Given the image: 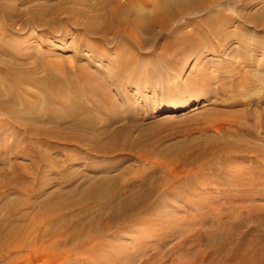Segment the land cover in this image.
Listing matches in <instances>:
<instances>
[{"label": "rangeland", "instance_id": "obj_1", "mask_svg": "<svg viewBox=\"0 0 264 264\" xmlns=\"http://www.w3.org/2000/svg\"><path fill=\"white\" fill-rule=\"evenodd\" d=\"M40 1L0 0V47L24 59L17 67L34 68L31 84L24 83L23 87H30L41 100H53V108L85 104L95 117H91L86 129L67 128L64 133H58L55 124L41 119L24 120L42 134L40 138L30 139L21 127L24 123L8 118L7 109H4L7 113L0 110V171L5 169L9 175H0V215L5 212L2 208L5 201L14 202L20 197L23 200L20 215L25 214L21 224H30L34 217L40 222L43 219L38 215L48 201L79 199L81 194L74 196L75 189L85 190L106 175H124L127 185L139 184L144 170L148 169L146 176L156 174L159 181L168 180L159 194L165 202V207L159 208L164 222L151 225L155 222L153 217L140 215L136 227L127 228L123 224L105 235L102 240L113 242V247L124 246L123 263L124 260L146 263L144 259L155 252L154 245L159 240L157 236L148 238L151 230L165 234L177 230V237L168 238L165 247H160L170 252L175 243L177 248L185 243V251H177L175 264L198 263L199 260L189 255L205 249L194 243L204 232L219 233L239 226V231L232 233L233 242L225 241L223 255L232 253L241 242L248 249L249 241L257 238L260 241L255 240L256 245L250 247H261L264 244V27L253 18L264 12V0H218L219 9H225L228 16L222 36H212L196 52L173 53V57L162 62L160 56L170 34L181 27L185 33H191V23L201 21L208 13L179 17L167 33L137 27L130 37L117 32L119 29L112 30V5H103L107 0ZM147 25L151 24L141 22V27ZM92 27L97 28L96 35H92ZM102 36L106 41L98 39ZM138 36L146 40L144 48L136 45ZM121 52L126 55L129 52L134 59L132 67L137 76L135 72L128 75L121 70ZM37 62L40 64L35 67ZM47 69L58 81L68 83L67 88L57 86L48 95L43 94L38 85L45 80ZM81 72L95 79L86 84ZM5 97L7 105L16 106ZM106 98L113 103L110 114L99 106ZM45 107L48 109V105ZM115 139L128 146L111 151L110 157L102 156L103 149L112 150ZM231 144L239 147L240 152L225 151L224 146ZM215 147L216 157L199 160L200 155L204 157ZM40 151L48 159L40 160ZM181 154L190 156V162H198L197 167L191 163L176 170L168 169L165 163L175 161ZM32 160L35 166L37 163L36 170L31 166ZM134 175L141 177L132 178ZM172 183L173 189L169 186ZM60 213L63 215V210ZM47 221L33 229L31 237L42 233L49 226ZM53 241L40 242L32 255L26 249L33 247L29 243L15 254L16 264H100L93 261L96 247L92 242L81 244L82 240H76V245L58 249L41 246ZM205 242L206 238H202L203 245ZM145 243L152 247L144 252ZM111 247L105 249L110 251ZM15 255L0 253V264H13L11 257Z\"/></svg>", "mask_w": 264, "mask_h": 264}, {"label": "bare ground", "instance_id": "obj_2", "mask_svg": "<svg viewBox=\"0 0 264 264\" xmlns=\"http://www.w3.org/2000/svg\"><path fill=\"white\" fill-rule=\"evenodd\" d=\"M122 1L107 0L104 1L103 5L104 7H107V4L112 5L113 10L111 11V15H110V19L114 24L112 25V30L119 29L117 32L124 34L127 33L130 37L132 36L133 31H136L137 27H140V29L143 31L145 30L149 32L151 30L158 29L160 30V33H167L168 31H172L173 23L177 21L179 17L190 16L192 14H198L201 12L208 13V15H205L201 21L195 20L191 23V27H192L191 33L189 32L185 33L181 29L184 27H181L179 28V30H177V32L175 31L170 34L164 45L165 51L162 53L163 56H160L161 62L169 59L173 53L176 54L181 53L185 55L191 52H196L200 49L202 43L208 40L209 38H211L212 36L214 35L222 36L226 24L225 22L228 19L226 10L219 9V7L221 6L218 5L217 3L218 0H122ZM39 2L41 1L39 0ZM211 12H213V14ZM8 14L9 13L7 12V15ZM240 17L243 18L242 15H240ZM253 19L257 20V22L259 23H263V27H264V12H261L257 16H254ZM92 21L96 22L95 20ZM141 22L144 23V25L148 23L149 25L150 24L151 25L150 26L147 25L146 27L145 26L141 27ZM212 29H214V31ZM91 30H92L91 31L92 35L94 34L96 35L97 33L96 31H98L97 28L92 27ZM105 38H106L105 36H102L99 37L98 39L104 42L106 41ZM225 40H229V37H226ZM135 43L138 47H142V48H144L147 45L146 40L139 38V36L137 37ZM133 49L134 48H132L131 50L133 51ZM121 53H122V55L120 56V62L122 63L121 70H123V72L128 75L129 74L135 75L136 74L135 67L134 68L132 67L134 63V59L128 55L129 52L127 55L125 54V52L124 53L121 52ZM14 55L15 54L11 53L10 49L6 47L3 48L0 47V110L3 111L4 113H7V111L4 110L7 109L9 111L8 118L13 120L14 122L19 121L21 123H24V120L31 121V120L41 119V122L44 123L47 122V124H55L58 128L57 129L58 133L60 132L64 133L67 128L76 131L86 129L88 121L91 120V117L93 116V114L90 113L91 111L89 110V108L82 103H78V104L76 103L67 106V108L69 109H67L66 107L53 108L52 105L55 104L53 100L49 99L44 101L43 98L41 100V98L37 96L33 90H32L33 92L31 91L30 87L22 86V84L24 83L31 84L32 82L31 79L35 77L33 76L34 68L27 69V68L17 67L16 65L21 64L20 62L24 61V59H20ZM3 57H5L6 59H3ZM38 64L40 63L37 62V65H35V67H38ZM46 72L47 75L45 80L43 79L44 81L38 85L39 88L42 90L43 94L48 95L49 93L48 91H50L51 88L52 89L56 88L57 86L62 88H67L68 83H66L65 81L64 82L58 81L57 80L58 77L56 78L54 76L55 74L54 73L52 74L50 69L49 70L47 69ZM79 74L82 75V79H85V81H87L86 84L89 83L88 81L95 79L91 76L88 77L85 76L83 72ZM5 96H8L9 101L16 106L10 107L9 105H7L4 100ZM105 96L107 97V95ZM31 97H34L33 101H31ZM110 98H106L107 100L99 104V106L103 107V109L104 108L106 109L104 110L106 114H110L109 112L110 107L113 106V103L111 102L112 100ZM101 100L102 98L100 99V101ZM46 105H48V109L47 107H45ZM89 114L91 115L90 117H88ZM21 127L25 130L26 134H28L27 137H29L30 139L40 138L42 135V134H38L39 128H31L32 126H28L27 123H24V125L22 124ZM68 143L70 142L68 141ZM125 144H121L120 142H118V140L115 139V142L112 143V147L110 148L112 150L103 149L102 152L103 151L104 152L103 153L101 152L102 153L101 155L104 157H110V155L112 154L111 151L117 149H123V147L128 146L127 143ZM224 147H225L224 148L225 151L227 152L235 151L236 149L239 148L235 146L233 147L232 144ZM219 149H220L219 151L224 152V150H222L220 147ZM216 150L217 148L213 152L204 155V157L200 155L199 160H201L202 158H204L205 160L211 157H216L217 155ZM39 156L41 157V158L39 157L40 160L48 159V156L44 151H40ZM189 157L190 156L188 155L181 154V156L174 159L175 161L167 162L165 163V165L168 169L171 167L177 169L178 167H180V165L181 166L185 165L186 167L191 163L192 165H196L197 167L198 162H194L192 160L190 162ZM33 165H34V161L32 160L31 166ZM36 169L37 167L35 168V170ZM145 171L147 172L148 169L144 170V175L142 177L141 175L132 176V178L141 177L143 179L139 184L127 185L126 184L127 179L125 178L124 175H120V174L115 176L106 175L100 177L101 180H98L92 186H90L85 190L84 188H82L83 190L75 189L74 196L78 192L81 194V198L79 199L76 198L70 201L68 200L66 202H63L62 200L48 201L44 203L46 206L44 209H41L42 212L38 215V218L40 220L41 219L48 220L47 223H49V226H47V228L44 229L42 233L40 234L37 233L36 236L34 237H31L33 233V229L39 227L41 222H43V220L39 222L34 217L30 224L28 225L21 224L23 217L25 216V214L23 216L20 215L21 214L20 209L23 200L19 197L18 200L16 201L14 200V202L8 200L5 201V205L2 207L3 211L5 212H3L2 215H0V253L10 254V256H13L15 254H18L19 252H22V250L25 249V247L28 246V244L30 243L31 246L33 247L26 249L31 250L29 252L32 255L34 252V248L38 246L40 242L42 244L45 241L55 239V241H53L52 243L41 246L45 247L46 249H58L61 246H66L69 244L72 247L73 245H76L78 243V242L74 243L76 240H80V241L82 240L81 244H84L86 242L89 243L92 242L94 244L93 247L94 248L96 247L92 255L94 258L93 260L94 262L97 261L100 264H132L131 262H127L125 260L124 263L122 261L123 253H124L122 251L124 246L119 245V247L118 246L113 247V242L109 241L108 243L107 241H104L102 239L111 230L120 229L123 224H127L128 225L126 226L127 228L136 227V225L140 223L137 220L141 221L140 215L144 216L145 218L153 217L152 220H154L155 222L150 221L151 225H153V223L157 224V222L158 223L164 222L163 220L164 218L160 215L162 214L161 212L162 210L159 208L161 205L165 204V202L163 198H159V194L163 192L162 185L166 182L168 183V180L165 182L163 181L161 182L159 181L160 178L157 179L158 176L156 174H151L149 177L148 175L146 176ZM0 175H4L6 177L9 176L5 169L0 171ZM120 179L122 180L120 181ZM20 180L22 181L21 178ZM124 182L126 185H123ZM169 186L170 187L172 186L173 189L174 183L170 184ZM36 191L41 192L40 190H36ZM127 193H129V196ZM36 194L38 193L36 192ZM36 196L37 195H35V197ZM34 202L35 201H33V203ZM30 206L33 205L30 203ZM62 210H63V215H61L60 213L62 212ZM64 210L66 211V213H64L65 212ZM165 211L167 212V210ZM93 213H95L94 214L95 216L92 219H90V216ZM147 220L148 221H145L147 222L146 225H149L148 224L149 219ZM174 226L175 228H177V223H175ZM239 229H240L239 226H235V228L232 230L227 229L228 232H226L227 230L225 231L224 229L220 230L219 233L204 232L205 235L203 234V237L200 238L198 237L196 239V242L194 243L197 245L200 244V246L202 247L204 246L205 249H203V251L200 250V252L197 251L195 253H191V255H189L190 258L195 257L197 260H199L198 263L195 264H264V244L262 245L261 243L262 246L260 245L261 247L258 246V248L250 247L253 244L256 245L255 240L258 239L260 241L259 238L255 240H250L249 245L246 244L248 245V249H244L243 247H245L244 246L245 243L241 242L239 246L232 253H229L228 251V253L226 252L223 255L225 241L228 240L229 242L231 241L230 243H232L234 240V236L232 233L238 232ZM174 231L176 232L171 231L168 232L167 234H165L164 232L163 233L157 232V230L149 231V233L147 234L148 238H153V236L154 237L157 236L159 240H157L156 244L154 245V248H156L155 252H153V254H151L150 256L148 255V257L144 259L146 262L145 264H168L169 263L168 261H170L172 264H175V261H177V257H178L177 251H181V252L185 251L183 249V247L186 246L184 245L185 243L181 244L178 248H177V243H175L174 246H172L171 248L172 251L170 252H164L161 250V248L165 247L164 244L167 243L168 238L173 239L177 237V230L174 229ZM63 236H65V238L61 240L60 238ZM202 238L203 239L206 238V242L204 245L202 244ZM147 241L148 240H146V242ZM110 243H112V247ZM110 247L111 250L110 251L107 250ZM148 247H152V245L148 246L145 243L144 252L145 250L148 251ZM100 248H104V249L100 250ZM106 251H108V255H105L107 253ZM89 258L92 259L90 255ZM11 259L13 264H16V262L18 261V256L11 257Z\"/></svg>", "mask_w": 264, "mask_h": 264}]
</instances>
